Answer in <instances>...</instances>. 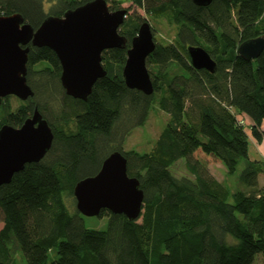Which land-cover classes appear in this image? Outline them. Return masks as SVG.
Returning <instances> with one entry per match:
<instances>
[{"label":"trees","instance_id":"obj_1","mask_svg":"<svg viewBox=\"0 0 264 264\" xmlns=\"http://www.w3.org/2000/svg\"><path fill=\"white\" fill-rule=\"evenodd\" d=\"M91 1L0 0V17L19 14L37 30L48 16ZM106 1L119 10L116 0ZM127 1L177 28L171 43L155 38L147 59L153 95L128 88L122 73L131 41L147 21L135 12L120 28L127 47L103 52L107 75L87 101L66 94L53 50L30 46L27 81L35 96L14 110L12 96L0 105V128L21 127L38 108L54 133L43 160L0 187V264H19L17 253L26 264H253L258 253L264 261V162L249 156L250 138L264 141V51L252 61L238 54L241 43L264 34V0H214L207 7L192 0ZM189 47L204 48L216 71L194 68ZM155 103L169 116L155 147L126 151L128 136ZM116 151L140 182L142 213L131 221L102 211L106 227L89 229L74 188ZM179 160L194 179L173 174ZM206 160L223 164L229 176L245 161L243 188L232 191L218 181Z\"/></svg>","mask_w":264,"mask_h":264},{"label":"water","instance_id":"obj_2","mask_svg":"<svg viewBox=\"0 0 264 264\" xmlns=\"http://www.w3.org/2000/svg\"><path fill=\"white\" fill-rule=\"evenodd\" d=\"M207 7L214 0H192ZM128 10L111 11L106 0H94L62 17L48 16L35 30L15 14L0 17V105L8 96L25 102L35 93L27 81L30 46L48 47L61 66V85L74 99L87 101L95 83L107 75L103 52L125 49L127 38L120 28ZM152 26L145 21L132 39L123 68L128 88L151 96L154 85L147 59L156 49ZM264 51V34L240 44L238 54L247 61L258 59ZM191 64L214 73L216 61L202 47H189ZM54 141L53 129L38 108L21 127L5 124L0 128V187L11 183L27 164L38 163ZM77 210L85 217H98L102 211L123 215L133 221L140 217L145 195L136 177L128 174L125 156L116 151L102 163L99 172L79 181L74 188Z\"/></svg>","mask_w":264,"mask_h":264},{"label":"rangeland","instance_id":"obj_3","mask_svg":"<svg viewBox=\"0 0 264 264\" xmlns=\"http://www.w3.org/2000/svg\"><path fill=\"white\" fill-rule=\"evenodd\" d=\"M116 1L119 3L118 9H127L130 15L134 14L135 12H138L140 15L144 17V19H146L150 23V25L154 29L156 42L162 44L173 42L177 33V28L175 25L169 24L166 19H159V20L153 19L152 17L148 16L144 11L137 10L135 7H132V4L127 0H116ZM46 8L48 9V6H46ZM37 68L39 69V66H37ZM21 102L23 101L19 100L14 96L10 98V104L13 110L16 109L21 104ZM0 112H3L2 106H0ZM241 116L245 118L246 122L249 124L250 121L248 117L245 115H241ZM168 120H169V116L165 112L161 111L158 105L155 103L152 106V109L150 111L146 123L143 126L137 127L134 130H132V132L128 136L124 146L125 150L126 151L135 150L140 153L151 152L155 147L156 142L160 137L163 129L165 128ZM206 163L210 173L218 181L227 185L232 191L243 188L242 184L240 183V177L245 168V161L242 160L240 162L237 172L231 176L228 175L226 168L220 162L214 160H210V161L206 160ZM172 172L178 178H182V177H187L190 179L195 178V176L191 174L190 171L188 170L185 160H179L172 167ZM68 205L70 209L73 210V206H74L73 202L69 201ZM85 224L89 229L101 230L106 227L107 219L106 218L102 219L99 217H92V218L85 217ZM3 227H4L3 223L0 222V231L3 229ZM14 255L17 261L19 260L18 261L19 264H26V260L22 255H21L22 257L18 253ZM53 257L51 258V260H53ZM51 260L49 261V263H51ZM253 264H264L262 253H258L255 256Z\"/></svg>","mask_w":264,"mask_h":264},{"label":"crops","instance_id":"obj_4","mask_svg":"<svg viewBox=\"0 0 264 264\" xmlns=\"http://www.w3.org/2000/svg\"><path fill=\"white\" fill-rule=\"evenodd\" d=\"M250 123V122H249ZM264 128V123H263ZM249 156L251 160L264 162V142L258 143L254 138H250ZM264 174L260 175V184L264 186Z\"/></svg>","mask_w":264,"mask_h":264},{"label":"built area","instance_id":"obj_5","mask_svg":"<svg viewBox=\"0 0 264 264\" xmlns=\"http://www.w3.org/2000/svg\"><path fill=\"white\" fill-rule=\"evenodd\" d=\"M241 124H244V121H241Z\"/></svg>","mask_w":264,"mask_h":264}]
</instances>
